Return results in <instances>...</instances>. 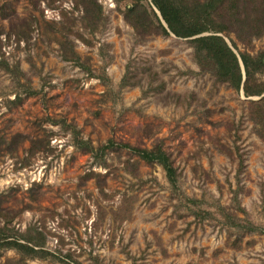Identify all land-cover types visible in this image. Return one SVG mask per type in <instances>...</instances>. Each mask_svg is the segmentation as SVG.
<instances>
[{
  "label": "rangeland",
  "instance_id": "374dc122",
  "mask_svg": "<svg viewBox=\"0 0 264 264\" xmlns=\"http://www.w3.org/2000/svg\"><path fill=\"white\" fill-rule=\"evenodd\" d=\"M97 1L105 19L89 33L73 0H0V58L18 67H0V223L43 250L0 246V264H264V233L231 224L218 206L264 228V139L246 113L257 95L198 72L183 37L137 41L114 1ZM52 24L81 31L88 42L68 33L73 48L95 74L107 61L108 82L60 57L64 39ZM251 45L264 48V31ZM126 64L134 84L118 89ZM69 123L93 145L160 141L177 187L127 147L109 148L102 166L74 147ZM33 138L40 143L29 152ZM201 210L209 213L192 214Z\"/></svg>",
  "mask_w": 264,
  "mask_h": 264
},
{
  "label": "trees",
  "instance_id": "16d2710c",
  "mask_svg": "<svg viewBox=\"0 0 264 264\" xmlns=\"http://www.w3.org/2000/svg\"><path fill=\"white\" fill-rule=\"evenodd\" d=\"M52 1V0H47ZM121 15V18L131 27L134 37L140 41L152 34L162 36L172 33L176 37H183L188 42L191 49V56L198 67V72H208L214 82L224 83L240 92L243 96L249 97L257 95L256 98H248L246 101L247 117L255 126L256 134L264 139V48H257L254 51L247 49L252 46L253 39L259 37L264 31V0H113ZM120 3H123L120 6ZM72 6L79 11L75 18L81 25V28L89 33H93L99 26L103 25L105 16L102 13L101 5L97 0H73ZM64 13L62 14L63 17ZM51 27L62 34L64 41H60L58 54L64 59H72L77 65L83 67L91 76L100 78L104 83L108 82V77L104 71V61L101 66V73L95 74L90 71L88 65L80 61L79 54L73 48V41L68 37V33L83 42H88L81 31L72 30L70 26L64 25L65 33L54 24ZM65 28V29H64ZM234 38L242 44L239 49ZM226 37L230 45L224 39ZM64 42L67 43L65 51ZM98 45L100 53L101 45ZM66 46V45H65ZM0 67L6 71H18L17 64L9 66L8 62L0 58ZM182 73V70L178 71ZM189 72L193 70L189 69ZM129 68L125 65V70L117 83L118 89L126 85H132L128 77ZM18 79V78H17ZM163 87V81L157 88ZM29 92H34L30 90ZM176 94V93H174ZM178 96V94H176ZM63 122V120H62ZM72 133V144L78 150L90 153L94 158H99L104 165L103 155L109 148L123 146L127 147L137 154L139 158L148 163H157L164 172L165 179L171 189L177 187V171L168 153L164 150L160 141L152 145L135 146L125 141H115L107 138L105 142L93 145L91 140L79 134L78 128L69 123ZM21 136L15 134L11 140H18ZM40 143V138L30 139L27 150L31 152ZM132 164L127 159L124 160V166ZM239 167L243 166L242 158L239 156ZM98 175L89 171L86 176ZM185 198L189 201H195L192 197ZM223 216L232 218L229 221L245 230L259 231L264 233V228L254 225L249 221L245 223L236 222L234 212H228L223 206L218 205ZM209 213L208 210L192 211L194 216L200 213ZM0 216L1 207H0ZM234 218V219H233ZM12 226L9 221L3 220L0 223V246L15 247L17 249L28 250L31 252H43L42 249L34 248L33 245H39L30 235L18 237L12 234ZM19 238H23L24 242ZM30 242L32 245H29ZM63 264H80L77 260H63ZM74 262V263H73ZM2 264H27L22 258H6Z\"/></svg>",
  "mask_w": 264,
  "mask_h": 264
},
{
  "label": "water",
  "instance_id": "95a60500",
  "mask_svg": "<svg viewBox=\"0 0 264 264\" xmlns=\"http://www.w3.org/2000/svg\"><path fill=\"white\" fill-rule=\"evenodd\" d=\"M170 34L173 35L172 33H170ZM224 39L226 40V42L228 43V45L231 46L230 43H229V41L227 40V38L224 37Z\"/></svg>",
  "mask_w": 264,
  "mask_h": 264
}]
</instances>
